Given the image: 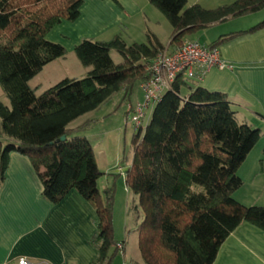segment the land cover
<instances>
[{
  "label": "trees",
  "instance_id": "1",
  "mask_svg": "<svg viewBox=\"0 0 264 264\" xmlns=\"http://www.w3.org/2000/svg\"><path fill=\"white\" fill-rule=\"evenodd\" d=\"M172 28L169 48L185 37L228 20L264 9V0H236L215 10L186 0H147ZM84 0H0V89L9 108L0 104V183L11 154L26 157L44 170L42 197L58 205L72 191L95 212L96 232L89 245L92 264H113L125 243L114 241L112 190L102 200V177L93 147L84 133L87 122L69 125L122 94L129 103L137 86L150 79L147 69L167 49L151 33L146 43L126 44L120 35L108 42L82 40L73 51L89 69L80 79H63L36 95L29 83L47 65L66 56L63 46L48 40L61 23L80 18ZM264 28V20L243 34ZM242 33L218 38V49ZM122 62L114 64L111 53ZM186 92V93H184ZM65 138V140H62ZM260 139V132L237 122L227 97L192 88L179 76L153 107L145 129L133 138L127 189L137 198L141 221L136 227L143 264H213L221 245L242 223L264 232V207H245L233 194L242 186L237 172ZM196 187L202 191H196ZM122 246V250L117 249Z\"/></svg>",
  "mask_w": 264,
  "mask_h": 264
},
{
  "label": "crops",
  "instance_id": "2",
  "mask_svg": "<svg viewBox=\"0 0 264 264\" xmlns=\"http://www.w3.org/2000/svg\"><path fill=\"white\" fill-rule=\"evenodd\" d=\"M146 1L84 0L80 18L74 23H61L48 36L49 41L65 48L66 56L46 67L67 61L82 40L108 42L120 35L128 45L142 44L146 34L151 33L160 42V26H163ZM214 2L216 4L217 1ZM223 2L232 4L235 0ZM200 5L204 9L210 8L205 6H212ZM258 13L251 14L254 18L247 27L218 37L242 33L218 48L221 59L230 64L232 70L213 69L202 80L189 81L192 88L201 87L209 92L224 94L235 112L237 122L260 132L258 143L237 172L242 186L233 194V198L245 207H264V28L243 34L264 20V16L262 19L256 16ZM214 41L200 44L208 47ZM169 43L170 39L165 45V52L171 53ZM77 69V74L65 78L80 80L89 71ZM37 77L29 83L31 89ZM135 90L136 104L142 101V91L140 86ZM0 104L10 106L1 89ZM99 109L79 118L68 129L105 120V116L112 114L105 113L107 115L98 118L96 113ZM0 141L7 143L1 136ZM94 155L101 171L98 155L95 152ZM43 175L44 170L35 171L26 157L10 155L4 180L0 183V264L15 262L20 258L34 264H92L96 253L89 241L96 232L95 212L75 191L70 192L58 205L50 204L42 197ZM213 264H264V232L247 223L240 224L221 245Z\"/></svg>",
  "mask_w": 264,
  "mask_h": 264
},
{
  "label": "rangeland",
  "instance_id": "3",
  "mask_svg": "<svg viewBox=\"0 0 264 264\" xmlns=\"http://www.w3.org/2000/svg\"><path fill=\"white\" fill-rule=\"evenodd\" d=\"M186 1L187 4L185 9L197 5L206 11L215 10L225 5H230V3H224L223 0H215L217 1L216 4H214V0ZM200 3L205 5L209 4L212 6H205L210 8L204 9ZM149 7L158 16L160 20L159 23L163 26L162 28L160 26L161 33L159 34V37L160 42L165 46L171 37L172 28L159 11H157L150 4ZM256 16L260 17L259 19H262L261 17L264 16V9ZM252 18H254L252 15H248L240 19H232L230 21L217 24L214 27H210L205 31H200L199 33L186 36L185 39L201 44H207L216 40L220 35H225L227 33L238 31L237 29L247 27V25H250L249 22H251ZM142 43H146V37ZM176 49L177 48H172L171 50L173 52ZM110 56L114 64H119L122 62L121 57L117 53L112 52ZM73 65H76L78 68H81V70H84V68L76 60L74 54L65 62L59 61V63L46 67V69H44V71L40 73L31 84L32 89L37 91L36 95L42 94L44 91L53 87L61 80L66 79L65 77L77 74L79 70ZM135 97L136 90L133 92L130 99L132 105H135ZM121 100L122 94L116 95L109 99L105 105H103L99 111H97L96 117H104V115L109 113L114 115L111 114L110 116H105V120L103 119L97 122L92 121L84 133L74 135L73 138H87L94 147V152L98 155V160H100L102 167L101 173L103 175L99 179L97 186L102 200L106 201L105 189L112 190V226L114 241L117 243L125 242L126 246L125 255L121 253L117 254V257L113 260V264H124L125 262L127 264H133L134 262L142 263L137 246L138 237L135 232L137 225L141 221V214L136 211V207L138 206L137 198L126 187L125 174L131 165L133 156V138L136 134V131L133 129L131 123L127 119L126 106L129 103H122ZM152 110L153 108H150L147 111L146 121L144 122L142 128L143 130L147 126V123H149V115L151 114ZM195 190L202 191V189L198 187H196Z\"/></svg>",
  "mask_w": 264,
  "mask_h": 264
},
{
  "label": "built area",
  "instance_id": "4",
  "mask_svg": "<svg viewBox=\"0 0 264 264\" xmlns=\"http://www.w3.org/2000/svg\"><path fill=\"white\" fill-rule=\"evenodd\" d=\"M213 69L232 70V66L221 59L218 49H209L195 41H185L175 51L157 56L147 69L150 73L149 81L140 86L142 102L126 106L127 119L133 129L138 131L143 128L147 111L154 107L160 96L171 88L179 76L188 81H200ZM117 249L122 250V246L117 245ZM8 264L34 263L20 258Z\"/></svg>",
  "mask_w": 264,
  "mask_h": 264
},
{
  "label": "water",
  "instance_id": "5",
  "mask_svg": "<svg viewBox=\"0 0 264 264\" xmlns=\"http://www.w3.org/2000/svg\"><path fill=\"white\" fill-rule=\"evenodd\" d=\"M62 140H65V138H62Z\"/></svg>",
  "mask_w": 264,
  "mask_h": 264
}]
</instances>
